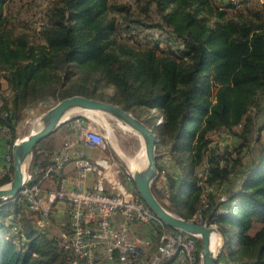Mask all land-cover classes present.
<instances>
[{"label": "trees", "instance_id": "16d2710c", "mask_svg": "<svg viewBox=\"0 0 264 264\" xmlns=\"http://www.w3.org/2000/svg\"><path fill=\"white\" fill-rule=\"evenodd\" d=\"M8 1L0 0V125L10 128L0 132L2 156L17 137L23 110L42 95L99 98L71 79L74 68H88L117 87L114 103L128 110L160 109L166 118L155 128L158 151L169 153L168 165L157 158L160 173L152 186L161 203L192 219L211 188L202 216L224 236L218 262L264 264V2L153 0L160 17L153 29L168 28L182 42L180 49L158 54L153 46L135 49L116 41L119 26L105 0H55L40 29L39 50L15 33ZM237 10L239 18L227 16ZM1 77L8 83L3 91ZM64 126L35 147V169L52 162L61 148L58 136L70 132ZM222 131L233 135V148L213 144L212 136ZM13 171L11 165L0 186ZM34 177L47 187L42 173ZM135 195L141 198L138 190ZM21 211L17 200L0 203V264H70L63 247L71 234L70 215L67 229L54 239L37 225L39 214L33 227L18 218ZM197 247L201 264L200 238Z\"/></svg>", "mask_w": 264, "mask_h": 264}, {"label": "built area", "instance_id": "2783aa9c", "mask_svg": "<svg viewBox=\"0 0 264 264\" xmlns=\"http://www.w3.org/2000/svg\"><path fill=\"white\" fill-rule=\"evenodd\" d=\"M5 94L11 96L9 91ZM3 104L0 96V107ZM77 119L74 129L79 126ZM0 132L8 134L10 128L0 125ZM106 138L102 131L85 129L80 137L67 139L46 168L35 169L32 166L19 198H23L30 210L39 214V228L43 229L51 222L53 207L64 202L70 215L71 234L66 237L63 247L70 252V264H164L166 261L168 264H198L199 237L179 229H170L135 195V191L120 179L109 176L107 158L93 159L89 156L85 147L105 148ZM17 140L16 137L13 145ZM13 145L6 143L8 152L3 175L10 172L13 165ZM71 161L78 174L73 186L47 188L41 184V180H35V173H42L44 178H53L55 174L63 172ZM89 173L98 176L90 187L84 183ZM209 191L211 188L204 192L202 204L192 220L213 224L202 216L208 207ZM139 225L146 227L147 232L145 228L144 234L136 233L135 228ZM155 243V250H151Z\"/></svg>", "mask_w": 264, "mask_h": 264}, {"label": "rangeland", "instance_id": "374dc122", "mask_svg": "<svg viewBox=\"0 0 264 264\" xmlns=\"http://www.w3.org/2000/svg\"><path fill=\"white\" fill-rule=\"evenodd\" d=\"M55 0H9L8 6L12 13L11 26L14 27L15 33H21L30 39L33 45L40 48L44 45L43 39L40 36V29L44 26L47 19V11L52 6ZM108 3V7L111 8L109 15L113 17L119 26L113 37L117 42L124 43L125 47L139 49L146 46H153L157 48L158 54L171 52V50L180 49L182 46L181 40L174 36L168 28H162L161 30L153 29V24L160 19L159 11L153 0H105ZM222 3H227L228 0H218ZM236 1V0H235ZM257 0H253L254 5H257ZM263 3L264 0H259ZM123 5L125 9L121 10L118 7ZM240 10L227 13V16H233V18H239ZM247 14V12H245ZM249 16V15H248ZM252 17V16H251ZM214 21V19H211ZM155 28V27H154ZM158 28V27H157ZM74 83L85 84L90 90L95 92L99 98L104 100H112L113 102H119L117 87L109 82H106L99 73L93 72L88 68L80 70L78 67L74 68L71 77ZM70 82V83H73ZM2 91L7 88V81L1 77ZM69 86V85H68ZM57 92L55 95H42L37 101L29 104L22 112V119L19 122L17 128V138L21 139L24 136L32 132L36 126H40L41 116L54 104H56L61 98ZM264 97V96H263ZM264 102V101H263ZM136 116L149 122V126L156 128V124L164 125L166 118L160 109H150L144 106H136L130 109ZM155 115H158V119L154 121ZM98 117V118H97ZM79 118V126L73 128L69 133L65 134L62 139L61 148H63L67 139H76L80 137L81 133L85 129H94L102 131L106 135L105 148L92 147L95 150L90 151V157L97 159L100 157L107 158L109 160L110 167L107 168L109 176L116 177L122 181L124 185L137 191L136 185L131 180L132 172L130 171L127 163L122 158L121 154L116 149L115 143L131 156H139L143 151L142 138L135 133V131L126 128L117 119L107 115L105 113L96 112L95 114L90 112L80 111L70 115L68 121L64 124ZM163 118L159 122V119ZM84 119V121H83ZM83 121V122H82ZM36 123V124H35ZM62 124V125H64ZM31 128V129H30ZM156 131V130H155ZM157 132V131H156ZM158 133V132H157ZM264 133V132H263ZM264 135V134H263ZM160 137V136H159ZM264 137V136H263ZM213 144L218 145L220 149L230 145L233 148L234 137L228 133H215L213 136ZM160 141V140H159ZM233 142V143H232ZM82 144L85 145L84 141ZM158 159L161 158L162 163H169L166 158H169L168 150L158 151ZM0 178L6 170V154L3 153L1 157ZM168 165V164H167ZM124 174L127 178L123 181L121 176ZM98 177V176H97ZM17 200L22 207L20 219L25 220L27 225L36 227L37 215L30 210L28 204L23 198L17 197ZM60 204V203H59ZM69 213L67 205L65 207H58L57 204L53 207L52 214L50 216V223L45 227L47 236L49 238H58L63 231L68 227ZM22 222L20 221V224ZM138 234L145 233L143 226L138 227ZM147 232V228H146ZM156 247V243L155 246ZM222 250V248H221Z\"/></svg>", "mask_w": 264, "mask_h": 264}, {"label": "water", "instance_id": "95a60500", "mask_svg": "<svg viewBox=\"0 0 264 264\" xmlns=\"http://www.w3.org/2000/svg\"><path fill=\"white\" fill-rule=\"evenodd\" d=\"M92 110L110 115L123 124L137 131L144 142L146 162L142 163L132 173V179L145 204L167 226L195 235L202 241L201 264H217L224 236L217 227L210 223H199L185 218L167 209L153 192V183L159 176L157 165L159 134L154 127L149 126L143 119L136 116L122 105L83 94H74L60 99L50 107L40 119V126L28 135L18 139L13 145V176L12 179L0 186V203L15 200L25 184L33 166L34 149L38 143L53 134L68 121L70 115L80 111ZM157 125H160L159 123ZM28 163L27 167L26 164ZM217 231L221 236V246L212 247V233Z\"/></svg>", "mask_w": 264, "mask_h": 264}, {"label": "crops", "instance_id": "0c3cea01", "mask_svg": "<svg viewBox=\"0 0 264 264\" xmlns=\"http://www.w3.org/2000/svg\"><path fill=\"white\" fill-rule=\"evenodd\" d=\"M77 120H80V119H77ZM84 121V120H83ZM82 121V122H83ZM76 123V119L73 120V121H70L68 123L65 124L64 126V131H71L73 129V127L75 126L74 124ZM59 129V128H58ZM58 129L53 133V134H57V131ZM51 134V135H53ZM65 135H59L58 138H59V148L61 147L62 145V139L64 138ZM82 145V144H81ZM86 150H87V153L90 155V151L93 149L92 147H85ZM4 149V145H2V143L0 142V168H1V161H2V150ZM95 150V149H93ZM78 180V174L75 170V167H74V164L73 162H69L67 164V166L65 167L63 173L60 175L59 178H54V179H49L46 183H47V187L48 188H54V187H58L60 185H68V186H73ZM97 180V174L96 173H89L84 181L85 185L90 187L92 185H94V183L96 182ZM60 203V204H59ZM57 204L58 207H65L67 204L64 203V202H59ZM69 213V212H68ZM139 226H142V225H139ZM137 226L135 228V232L138 233V227ZM237 245V240H234V246ZM156 247H152L151 250H155Z\"/></svg>", "mask_w": 264, "mask_h": 264}, {"label": "bare ground", "instance_id": "6f19581e", "mask_svg": "<svg viewBox=\"0 0 264 264\" xmlns=\"http://www.w3.org/2000/svg\"><path fill=\"white\" fill-rule=\"evenodd\" d=\"M84 112H90V113H93V114H95L97 111H92V110H84ZM98 118V117H97ZM162 120V122H163V118H161L160 120H159V122ZM120 122V121H119ZM36 124V123H35ZM123 124V123H122ZM126 128H128V129H131V130H133V131H135L134 129H132L130 126H128V125H126V124H123ZM39 126H36L35 127V129L36 128H38ZM31 129V128H30ZM34 129V130H35ZM135 133H137L140 137H141V135L137 132V131H135ZM142 138V137H141ZM142 141H143V139H142ZM143 144H144V142H143ZM115 146H116V149L118 150V152L121 154V156H122V158L125 160V162L127 163V165H128V167H129V169H130V171L133 173V171L135 170V169H137L140 165H142V163H145L146 162V159H147V156H146V150H145V145H144V147H143V151H142V153L139 155V156H131L130 157V155H128L127 153H125V152H123V150L115 143ZM27 165H28V163L26 164V167H27ZM131 173V174H132ZM221 236H220V234L217 232V231H215V232H213L212 233V247H213V249H218L220 246H221Z\"/></svg>", "mask_w": 264, "mask_h": 264}]
</instances>
